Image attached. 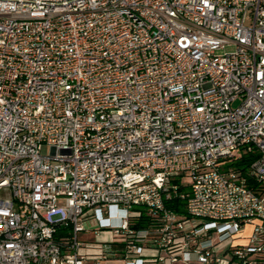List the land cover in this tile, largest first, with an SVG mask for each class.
Wrapping results in <instances>:
<instances>
[{"label": "built area", "instance_id": "obj_1", "mask_svg": "<svg viewBox=\"0 0 264 264\" xmlns=\"http://www.w3.org/2000/svg\"><path fill=\"white\" fill-rule=\"evenodd\" d=\"M111 262L264 264V0H0V264Z\"/></svg>", "mask_w": 264, "mask_h": 264}, {"label": "trees", "instance_id": "obj_2", "mask_svg": "<svg viewBox=\"0 0 264 264\" xmlns=\"http://www.w3.org/2000/svg\"><path fill=\"white\" fill-rule=\"evenodd\" d=\"M256 153H243L241 152L233 161L228 163L226 166L233 169L236 172L243 173L246 171L248 166L253 162L256 158ZM168 207L178 213H184V202L177 199L172 198L168 201ZM153 223V220L145 214H140L139 216L130 217V226L134 228H145L148 227L150 224ZM64 228L61 232L60 242L63 244L64 247L67 245V239L64 238L65 236Z\"/></svg>", "mask_w": 264, "mask_h": 264}, {"label": "rangeland", "instance_id": "obj_3", "mask_svg": "<svg viewBox=\"0 0 264 264\" xmlns=\"http://www.w3.org/2000/svg\"><path fill=\"white\" fill-rule=\"evenodd\" d=\"M234 49V46L230 45L228 47H226V51H231ZM49 150H50V147L46 144L42 145L41 147V152L43 154H48L49 153ZM189 181V177L188 176H183L182 177V182L183 183H187ZM114 213H115V209H111L110 211V217H111V220H112V224H118L119 220L118 218L114 217ZM116 215V213H115ZM97 226V223H96V220L92 219L90 222H87L85 224V228L86 229H92V228H95ZM247 231V228L245 229ZM101 233H105V231H102ZM79 240H94L95 236L93 234H84L83 232H80L79 233ZM103 264H106V263H103Z\"/></svg>", "mask_w": 264, "mask_h": 264}, {"label": "crops", "instance_id": "obj_4", "mask_svg": "<svg viewBox=\"0 0 264 264\" xmlns=\"http://www.w3.org/2000/svg\"><path fill=\"white\" fill-rule=\"evenodd\" d=\"M115 213H117V214H121V212L118 211V210H116V209H115ZM115 213H114V214H115ZM83 233H84V234H87V235H89V234H93V235L95 236L94 232H93V231H90V230H88V231H84ZM99 236L102 237V238H108V237H110V233H108V232L100 233ZM94 240H95V238H94ZM81 241H82V240H81ZM84 241H88V240H84ZM89 241H93V240H89ZM106 264H107V263H106ZM108 264H119V262H111V263H108Z\"/></svg>", "mask_w": 264, "mask_h": 264}]
</instances>
